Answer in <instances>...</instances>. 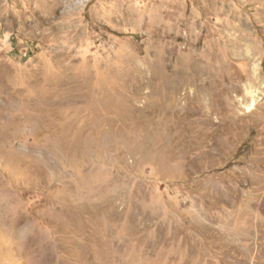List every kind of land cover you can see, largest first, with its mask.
<instances>
[{
	"label": "rangeland",
	"instance_id": "rangeland-1",
	"mask_svg": "<svg viewBox=\"0 0 264 264\" xmlns=\"http://www.w3.org/2000/svg\"><path fill=\"white\" fill-rule=\"evenodd\" d=\"M0 264H264V0H0Z\"/></svg>",
	"mask_w": 264,
	"mask_h": 264
}]
</instances>
